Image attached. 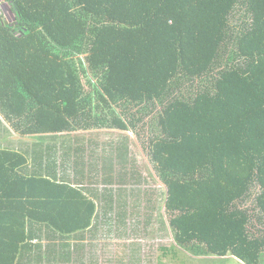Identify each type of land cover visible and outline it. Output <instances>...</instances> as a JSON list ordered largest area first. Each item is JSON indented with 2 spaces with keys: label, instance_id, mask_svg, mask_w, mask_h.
Here are the masks:
<instances>
[{
  "label": "trees",
  "instance_id": "16d2710c",
  "mask_svg": "<svg viewBox=\"0 0 264 264\" xmlns=\"http://www.w3.org/2000/svg\"><path fill=\"white\" fill-rule=\"evenodd\" d=\"M1 3L9 11L0 12V114L20 140L136 133L156 113L149 157L165 188L160 225L171 239L157 248L172 261L181 253L264 264V0ZM74 142L60 155L56 144L0 148V264H42L44 248L62 264H84L73 258L85 241L72 238H95L103 217L80 182L98 171L113 184L121 179L111 160H129L125 139L99 158L90 143L85 154ZM147 217L121 213L114 222L129 221L127 235L142 224L137 241H153L160 226ZM121 248L124 263L114 264L138 262V245Z\"/></svg>",
  "mask_w": 264,
  "mask_h": 264
},
{
  "label": "rangeland",
  "instance_id": "374dc122",
  "mask_svg": "<svg viewBox=\"0 0 264 264\" xmlns=\"http://www.w3.org/2000/svg\"><path fill=\"white\" fill-rule=\"evenodd\" d=\"M156 110L158 112V109ZM153 113H151L152 116L149 115V118L153 117L152 120L147 118V123L144 124V126L141 127L140 130H136V133H134L133 129L127 132H123L117 129H100L88 130L85 132L79 131L71 134L65 133L54 137H43L35 135L33 137L26 138L32 139L34 141H22L20 139H16L17 137H21V133L17 130L15 131L12 128V124L9 121L7 123L6 118H4L0 114L2 120L0 121V148H7L11 150L14 149L20 152L34 151L38 149L42 150L43 145L41 147H35V145L28 144L31 142L42 141L45 144L49 142L50 145L59 144L58 147L60 148L63 146L64 148L61 152L60 149L58 150V153L60 155L63 153V151L65 152V148L69 146V144L75 143L74 141L79 142L80 140V142H82L81 146L85 148V154H89L90 150L87 149V143H91L93 141V143H98L99 147L97 148V151H95V155L99 158L104 155L108 156L109 152L111 150L113 151L114 147L119 149L120 146L118 145L120 144V141L124 139L126 140L128 151L126 158L128 157L129 162L127 161L126 163H120L119 159H117L116 161L111 160L114 171V176L112 177L118 176V178L121 180L112 178L113 184L107 185L101 182L104 176H102L101 174V176H98L99 172L94 171L93 174H97L94 178H98L94 179L92 182H88V184L86 185V187L90 188L91 190H97L99 194L106 193L109 189L113 190V199L110 201L111 205L110 202L107 203L108 201L104 200H97L96 202L100 215H102L103 212H106L111 219H108L107 217L102 218L103 223L101 224L99 231L95 235V238L89 240V238L87 237V242L84 243L86 247L84 248H82L84 245H78L81 246L80 250H82V253L80 252L78 254H75L73 258L74 260H76L75 257H82V261L84 264H88L92 261L94 264H114L116 262L122 261L120 252L123 245H138L141 250L136 249L134 250V253H136V255L140 253L141 258H147V251L152 250L150 248L152 245L154 246L155 244L158 246H169L171 244L170 236L166 233L167 231L165 232L163 226L160 225L163 219L161 214H164L163 201L165 198V188L162 184V181L160 180L158 173L154 171L153 162L149 157L150 146L148 139L153 138L152 132L157 127V123L154 122L157 115L156 113ZM104 152H106V154L103 155ZM86 158H88V156H86ZM94 165L97 166L96 163H94ZM129 172L131 174L133 173V178L128 176ZM122 173H126V176H122V178H120ZM104 205H109L110 207L106 206L105 208ZM132 212L139 213V216L146 217L145 219L149 222L150 220L147 216H149L150 219L152 217V225L150 228L156 229L155 225L160 226L159 238L153 241L148 238L137 241L136 237H138V230L141 229L140 236L143 233L142 224H140V227L136 228V233L133 231L134 229H132V231L128 235L125 233V230L127 228H131L129 221H126V223H124L122 226H119L117 224L115 225L114 221L118 218V214H131ZM126 231H128V229ZM116 232L118 233V235L116 234ZM42 244L47 245L48 241H43ZM44 249L46 250L47 248ZM45 250L44 255L42 254V257L45 259L43 260L42 264H62L61 259L60 261L52 259L46 254ZM76 250L75 252H77ZM166 252L168 254H165L164 259L161 260L162 264H238L235 260H232L230 258H228V260L213 258L210 260L203 259L202 261H199L203 257L202 255H196L194 258H190L185 254L182 255L181 253H177L178 258L176 259V261H172V252ZM156 254H159V251L155 253L154 257L151 256L153 258V260L151 261L153 262V264H156L155 257H158V255ZM138 258L139 254L137 255V259ZM151 262H145L144 264H151ZM71 264H73V262H71ZM131 264L140 263L133 260Z\"/></svg>",
  "mask_w": 264,
  "mask_h": 264
},
{
  "label": "crops",
  "instance_id": "0c3cea01",
  "mask_svg": "<svg viewBox=\"0 0 264 264\" xmlns=\"http://www.w3.org/2000/svg\"><path fill=\"white\" fill-rule=\"evenodd\" d=\"M0 2H3V0H0ZM4 4L5 3H1L0 4V8H1V11L0 12H4L5 13V11H6V9L8 10V8H5L4 7ZM9 11V10H8ZM7 12V11H6ZM61 134H65L64 132H51V133H45V134H40L41 136H52V137H54V136H58V135H61ZM28 141H34V140H32V139H27ZM42 145H43V148L42 149H44L45 147H47V148H49L50 146H53V145H50L49 144V142H47L46 144L45 143H43L42 142ZM57 146H59V144H57ZM99 146H98V143H93V141L89 144V146H88V148H90V149H92L91 151H97V148H98ZM70 183H74V179L73 178H68L67 179ZM88 180H86L84 183H83V181L82 182H80V187L82 188V189H84V191H82V189H81V192H82V194L87 198V199H89V200H91L92 202H93V204L95 205V210H94V215L95 216H99L100 215V213L98 212V208H97V200L99 201V200H102L101 199V197H100V194L97 192V190H91L90 188H88V187H86V185L88 184V182H87ZM90 182V181H89ZM73 186H75V185H73ZM112 194H113V190H111V191H108L107 190V192L106 193H104V195H105V198H104V200L105 199H109V200H112L113 198H112ZM105 206V208H106V206L107 207H110L109 205H104ZM99 217H103V218H106V217H108V213H106V212H103L102 213V215H100ZM85 233H87V232H85ZM77 234V233H76ZM76 234H74V237L72 238V240L73 241H75V243H79L80 241H82V240H84L85 242L84 243H86L87 241V237L89 236L88 235V233H87V235H84L83 236V238L82 239H80V236L79 237H77L76 236ZM89 238V237H88ZM157 246L158 245H155L154 244V250H151V251H147V258H141V255H140V257H139V260H138V263H140V264H144L145 262H151L152 260H153V258L152 257H154V255H155V253L157 252V251H159V254H156V255H158V257H155L156 259H155V261H156V264H159L160 262H161V260H163L164 259V256H163V249H160L159 248V250H158V248H157ZM71 250H74L73 248H71ZM152 256V257H151ZM151 257V258H150ZM151 264H153V262H151Z\"/></svg>",
  "mask_w": 264,
  "mask_h": 264
},
{
  "label": "water",
  "instance_id": "95a60500",
  "mask_svg": "<svg viewBox=\"0 0 264 264\" xmlns=\"http://www.w3.org/2000/svg\"><path fill=\"white\" fill-rule=\"evenodd\" d=\"M16 139H21V137H17ZM22 139H26V138H22ZM27 140V139H26Z\"/></svg>",
  "mask_w": 264,
  "mask_h": 264
}]
</instances>
